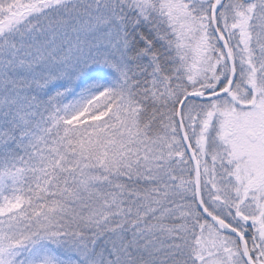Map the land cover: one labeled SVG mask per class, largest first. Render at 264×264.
Listing matches in <instances>:
<instances>
[{"label":"snow or ice","instance_id":"6c2138e0","mask_svg":"<svg viewBox=\"0 0 264 264\" xmlns=\"http://www.w3.org/2000/svg\"><path fill=\"white\" fill-rule=\"evenodd\" d=\"M0 264H264V0H0Z\"/></svg>","mask_w":264,"mask_h":264}]
</instances>
